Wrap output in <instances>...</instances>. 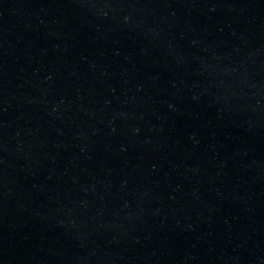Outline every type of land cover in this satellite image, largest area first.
I'll use <instances>...</instances> for the list:
<instances>
[{
	"label": "water",
	"instance_id": "water-1",
	"mask_svg": "<svg viewBox=\"0 0 264 264\" xmlns=\"http://www.w3.org/2000/svg\"><path fill=\"white\" fill-rule=\"evenodd\" d=\"M0 264H264V0H0Z\"/></svg>",
	"mask_w": 264,
	"mask_h": 264
}]
</instances>
